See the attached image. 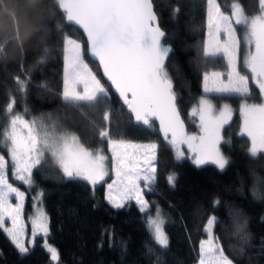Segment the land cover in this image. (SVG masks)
<instances>
[{
	"label": "snow or ice",
	"instance_id": "6c2138e0",
	"mask_svg": "<svg viewBox=\"0 0 264 264\" xmlns=\"http://www.w3.org/2000/svg\"><path fill=\"white\" fill-rule=\"evenodd\" d=\"M206 3L207 39L202 44L203 57L198 56L197 59L203 61L204 57L222 56L229 71L226 84L220 80L221 73L204 72V95L189 114L190 119L199 118V135H187L185 132L180 97L174 91L173 78L167 67L172 49L163 43L167 34L160 27L154 0H52L53 11L47 17H38L41 24L54 19L57 13L63 17V23L57 25L63 58V91L59 95L69 109L83 118L84 131L77 134L69 130L64 126L68 117L52 113H41L28 119L31 109L27 104L23 111H16L18 97L28 96L33 81L28 74L24 78L14 77L17 95L9 93L8 103L0 115V120L6 121L0 130V230L21 256L29 254L36 240L43 238L42 247L50 254V264H58L59 261L58 249L48 243L50 228L42 210L30 219L32 239H25L24 193L9 182L8 175L10 169L13 180L31 187L35 183L34 170L49 162L60 171V179L84 181L93 189L106 183L105 178L114 173L115 179L107 184L105 200L114 209H122L130 201H135L145 217V229L150 240L161 249L169 246L166 218L161 206L145 199V193L154 192L158 170L163 165L158 155L160 144H139L113 138L123 134L113 128L116 113L110 102L109 89L93 72L86 55L99 61L104 76L119 94L121 111L126 106L129 122L153 129L154 119L159 121V131L164 142L175 149L177 162L186 158L181 150V145L186 144L191 153L187 158L196 167L210 164L222 171L230 163L221 152V144L229 143L222 130L232 121V109L228 104L218 109L208 98L210 94L241 101L239 111L243 123L240 134L251 141L248 154L256 158L264 153V0H257L252 9L246 8L241 0H233L230 14H225L218 0H206ZM42 4L43 0H27L30 9H39ZM179 11V8L173 9V16ZM250 11L254 14H249ZM65 25H76L82 29L86 42L64 31ZM237 26L245 29L243 40L237 35ZM40 31L37 29L36 34ZM42 31L48 35L47 28ZM221 36L225 37L223 41ZM7 43L8 40L0 43V59L5 56ZM245 44L247 53L241 63L239 54ZM41 45L36 66L43 65L50 52L43 40ZM20 46L23 47V42ZM197 47L199 50L200 45ZM20 68L23 72V63ZM38 87L51 91L46 83ZM254 97L261 102L249 103ZM83 136L97 138L101 146L95 149L87 147L82 142ZM105 141L110 157L105 155ZM175 180L174 172L167 176L170 186H174ZM261 188H264V179L254 175L252 195L264 200ZM10 194H15V204L9 202ZM220 204L219 199L214 200L213 211ZM229 215L233 234L247 245L251 237L246 231V218L238 209L231 207ZM9 221L10 226H6ZM218 223L219 218L212 215L203 225L207 239L199 242L196 264H234L215 234ZM146 247L149 252L153 251L151 246Z\"/></svg>",
	"mask_w": 264,
	"mask_h": 264
},
{
	"label": "trees",
	"instance_id": "16d2710c",
	"mask_svg": "<svg viewBox=\"0 0 264 264\" xmlns=\"http://www.w3.org/2000/svg\"><path fill=\"white\" fill-rule=\"evenodd\" d=\"M241 2L252 9L257 0ZM218 3L225 14H230L233 0H218ZM154 5L159 24L167 34L164 42L172 49L167 67L173 78L174 91L180 97L181 115L188 130H192L195 126L189 121L187 111L202 95L204 72L226 71L227 62L222 56L204 57L203 61L197 59L203 57L206 0H154ZM175 8L180 11L173 16ZM52 11V0H43L39 9L28 8L27 0H3L0 4V43L8 40L5 56L0 59V115L8 103L9 93L17 95L14 77L24 78L28 74L33 83L26 98L18 97L16 111H23L27 104L31 109L28 119L41 113L68 117L64 126L82 134L83 118L69 109L59 95L63 91V58L57 25L63 23V17L57 13L47 23L38 22V17H47ZM249 14L254 13L250 11ZM44 28L48 29L47 36L42 31ZM37 29H41L38 35ZM64 31L85 42L77 27L65 25ZM42 40L50 52L45 63L36 66ZM197 45H200L199 50ZM86 60L109 89L110 102L116 113L113 128L123 134L113 138L160 144L158 155L163 165L158 170L154 192L145 193V199L161 206L169 246L161 249L150 240L145 217L134 201L122 209H114L104 198L106 183L93 189L84 181L60 179V171L49 162L34 170V186L20 182L14 184L25 194V216L31 212L36 196L42 193L38 197L48 216V243L58 249V264H196L199 242L205 237L203 225L212 215L219 218L215 234L234 264H264V200L254 198L251 191L254 175L264 179V153L256 158L248 154L250 141L246 135L240 134V116L236 110L240 100L209 96L214 103H227L234 109L230 125L222 130L229 143L221 144V152L230 163L222 171L210 164L196 167L188 158L176 161L173 148L161 139L154 122L153 129L129 122L126 108L121 111L122 103L102 78L97 63L88 55ZM41 83H46L51 91L40 89L38 85ZM5 123L0 120V130ZM82 142L91 149L101 146L97 138L89 136H83ZM103 148L108 154L106 141ZM173 172L176 180L174 186H170L167 176ZM8 175H11L10 169ZM9 179L13 181L11 177ZM261 192L264 193V188ZM216 199L221 204L213 211L212 202ZM230 207L238 209L247 220L246 231L251 237L247 245L233 234ZM42 245L43 238H38L34 249L21 256L0 230V264H50V254ZM146 245L153 251L149 252Z\"/></svg>",
	"mask_w": 264,
	"mask_h": 264
},
{
	"label": "rangeland",
	"instance_id": "374dc122",
	"mask_svg": "<svg viewBox=\"0 0 264 264\" xmlns=\"http://www.w3.org/2000/svg\"><path fill=\"white\" fill-rule=\"evenodd\" d=\"M207 31H208V29H207V19H206V29H205V39H207ZM237 35H238V37L241 39V40H243L244 39V37H245V29L243 28V27H240V26H237ZM225 39V37H223V36H221V41H223ZM246 53H247V45L245 44L244 45V47H243V49H242V51L240 52V54H239V59H240V62L242 63L243 62V58H244V56L246 55ZM229 71V69H227L226 71H210L209 73H212V72H219V73H221L222 74V76L220 77V80L223 82V83H228V77H227V72ZM203 86H204V81L202 80V95H204V92H203ZM257 92H258V90H257ZM201 95V96H202ZM212 95H219V94H210L209 96H212ZM200 96V97H201ZM199 97V98H200ZM199 98L195 101V103L194 104H192L191 106H190V108L188 109V111H187V117L189 118V114H190V112H191V110H192V108L194 107V106H196L197 105V103H198V101H199ZM209 98V97H208ZM213 102V101H212ZM253 102H255V103H259V102H261L260 100H258V99H252V100H250L249 101V103H253ZM214 103V102H213ZM240 103H241V101L239 102V104H238V107H237V112H238V114H239V116H240V133H241V126H242V123H243V119H242V116H241V114H240V111H239V106H240ZM215 105H217V108L219 109L220 107H222L223 105H225V104H227V103H219V104H217V103H214ZM229 105V104H228ZM230 107H231V109H232V115H233V113H234V109H233V107L230 105ZM189 121L191 122V123H193L194 124V126H195V128L194 129H192V130H187V135H199V132H200V129H199V118L198 117H194V118H189ZM128 141H130V140H128ZM249 141H250V139H249ZM132 142H134V143H139V144H146V143H153V142H143V141H132ZM251 147V141H250V146H249V148ZM181 150L182 151H184L185 152V157L187 158V157H189L190 155H191V153H189L188 152V149H187V145L186 144H183V145H181ZM173 151H174V155H175V149L173 148ZM105 155H107V156H111V153L109 152L108 154L107 153H105ZM190 161H191V159H189ZM192 162V161H191ZM109 166H110V164H109ZM11 171V170H10ZM9 177H11V175L9 176ZM12 178V177H11ZM107 181H106V184H105V194H106V191H107V184H109V183H111L112 182V180L113 179H115V175H114V173H111L110 174V176L109 177H106L105 178ZM12 180H13V178H12ZM9 182L10 183H12L13 184V186L14 187H17L15 184H14V182H20V181H15V180H13V181H11L10 179H9ZM20 183H22V182H20ZM142 186V185H141ZM18 188V187H17ZM20 190V189H19ZM21 191V190H20ZM22 192V191H21ZM24 193V192H23ZM9 202L10 203H12V204H15L17 201H16V199H15V194H10L9 195ZM135 202V201H134ZM23 203H24V206H25V194H24V199H23ZM43 211V212H45V210H44V207H43V205H41V203H40V198L38 197V196H36V198H35V200H34V203H33V207H32V210H31V212L30 213H28L27 214V216H25V214H24V211H23V221H24V223H25V225H26V236H25V239L26 240H30V239H32V226H31V223H30V219L31 218H34L35 217V215L37 214V212L38 211ZM46 213V212H45ZM46 216H47V214H46ZM47 222H48V216H47ZM207 223V222H206ZM6 226H10V221L7 223V225ZM203 239H207V237L205 236ZM198 250H199V248H198Z\"/></svg>",
	"mask_w": 264,
	"mask_h": 264
},
{
	"label": "water",
	"instance_id": "95a60500",
	"mask_svg": "<svg viewBox=\"0 0 264 264\" xmlns=\"http://www.w3.org/2000/svg\"><path fill=\"white\" fill-rule=\"evenodd\" d=\"M73 26L77 27V28L82 32V35H83V37H84V39H85V42H86L87 37H86V35L84 34L83 30L80 29V28H79L78 26H76V25H73ZM160 27H161V26H160ZM161 29H162V28H161ZM162 30H163V29H162ZM163 31H164V30H163ZM163 43H164L166 46H170L169 44H166V43L164 42V40H163ZM88 57H89L91 60H93V61H95V62L97 63L98 68H99V72H100L102 78H103V79L109 84V86H110L112 92H113V93L119 98V94L115 91V88L111 86V82L108 81V80H107V77L104 76L103 68L99 65V61H98V60H94L90 55H88ZM119 100H120V98H119ZM120 101H121V100H120ZM121 103H122V101H121ZM125 108H126V106H125ZM126 111H127V109H126ZM181 118L183 119L182 115H181ZM132 120L134 121V117L132 118ZM183 120H184V119H183ZM184 121H185V120H184ZM154 123H155V125H156V127H157V130H158V132H159V135H160L161 139L164 141V139H163V135H162V133H160V131H159V121L154 119ZM187 130H188V127H187V124H186V122H185V132H187ZM170 138H171V137H169V139H170Z\"/></svg>",
	"mask_w": 264,
	"mask_h": 264
}]
</instances>
